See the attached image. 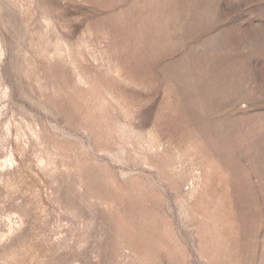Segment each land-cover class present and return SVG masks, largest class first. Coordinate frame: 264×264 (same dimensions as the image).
<instances>
[{
  "label": "rangeland",
  "instance_id": "374dc122",
  "mask_svg": "<svg viewBox=\"0 0 264 264\" xmlns=\"http://www.w3.org/2000/svg\"><path fill=\"white\" fill-rule=\"evenodd\" d=\"M0 264H264V0H0Z\"/></svg>",
  "mask_w": 264,
  "mask_h": 264
}]
</instances>
